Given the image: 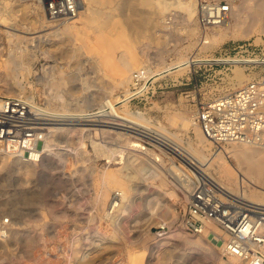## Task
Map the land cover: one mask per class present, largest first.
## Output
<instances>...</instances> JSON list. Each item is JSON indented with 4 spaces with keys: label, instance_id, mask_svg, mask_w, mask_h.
I'll return each instance as SVG.
<instances>
[{
    "label": "rangeland",
    "instance_id": "1",
    "mask_svg": "<svg viewBox=\"0 0 264 264\" xmlns=\"http://www.w3.org/2000/svg\"><path fill=\"white\" fill-rule=\"evenodd\" d=\"M193 1L195 6L197 0ZM215 1L228 5L230 3L229 0ZM230 1L232 5L237 6L243 0ZM26 2L37 4L36 0ZM118 2L119 0H114L110 6L96 4L98 16L102 18L106 13L104 19L111 15L113 19L115 17L122 19V16L129 15L130 12L127 10L117 9L120 8L116 5ZM24 9L19 7V10L1 12L0 29L13 34L20 33L17 35L28 38L38 35L39 40L24 39L22 42L12 37L13 43L9 48L12 52L14 50L12 53L8 51L7 42L0 35V62L9 52L17 55L21 48L28 46L27 53L24 52L20 61L26 62L29 70L20 72L16 78H6L11 84L15 81L20 82L22 93L19 91V95H15L17 94L15 91V94L13 92L0 94V98L11 96L26 98L27 95H32L33 102L43 105L48 110L60 109L59 102L50 103L48 100V97L50 98L48 88L51 84H47V79L50 80V77L54 79L55 84L58 82L61 84L53 87L59 88L61 90L58 89L59 93L69 102L67 105L69 112H77L81 102L82 109H86L85 112L95 111L100 109L98 105L109 98H123L124 90L129 91L133 75L143 68L148 71L146 67H149L153 73L169 66L181 55L189 60L190 57L194 60L209 59L220 52L230 51L237 44L248 43L257 50L264 44V32L260 35L262 41L259 42L255 40V34L244 37L238 35L237 31L233 38H227L212 48H202L203 39L205 41L209 39L208 36L203 37L201 34L196 19L184 25L179 8L171 3L164 4L160 6L159 27L143 29L139 33V38V34L134 33L136 37L132 30L124 28L126 32L129 31L127 34L130 39L134 40L131 44L134 45L132 50L138 64L129 71L128 74L132 76L130 80L125 84H119L118 79L126 73L121 64L123 47L122 49L121 46L118 47L120 49L116 47L110 51L109 57L114 64L113 68L116 66L118 70L111 68L108 63H103L101 56L103 50L93 51V42L96 39L95 35L98 36V30L96 31L95 23L85 20L90 13H87L84 22L76 23L79 32L73 38L58 31L50 33L61 27V21H54L46 30L38 28L41 31L36 32L38 29H34V25L31 24L29 26V22L24 18L31 10ZM101 12L104 14L101 15ZM42 15L46 17L43 9ZM93 24L96 27H93ZM191 27L195 28L196 34L187 38L186 30ZM29 31L35 33L30 34ZM39 46L41 49L47 48L48 51L43 53ZM77 46H80L79 49H76ZM87 48H92V51ZM253 74L257 76L258 72L249 73L242 67H232L230 71L223 72L215 67L209 69L208 65L203 63H194L184 70L171 71L166 75L151 78L147 84L148 91L144 89L137 98L127 101V109L131 113L142 114L154 126H165L170 133L178 134L180 142L184 143L188 137L193 138L194 135L189 127L185 130L181 128L179 118H191L198 102L238 87L249 81L246 77ZM234 75L240 76L244 81L237 85ZM170 117L174 119L171 120ZM110 118L107 115L101 119L109 122ZM75 126L82 129L80 141L74 142L75 151H70L72 154L66 156L63 168L51 170L54 180L46 175L40 176L39 173L25 174L12 162L14 156H6L4 160H0V264H77V258L83 253L90 252V249H94L93 247L100 241L109 239L113 241L114 246L98 252L94 264H195L194 258H190L195 254L191 253L194 248L191 251L190 247L196 240L209 254L218 253L216 260L212 261L210 256V259L200 264L228 262V257L222 256L218 250L221 246V236L214 224L206 223L204 230L199 234H192L183 229L181 216L186 207L187 194L176 183V172L171 170L173 166L171 160L175 157L173 153L150 140L137 138L119 128ZM130 141L143 145L145 149H140L141 152L131 149V146L128 147ZM228 145L221 147L225 150ZM216 151L218 147L207 142L206 156ZM215 165L227 168L231 175L225 176L223 170L214 169ZM215 165L207 170L213 179L221 182L234 194L244 191L248 198L256 200L260 198L259 200L264 202V197L255 194V191L264 192V183L243 175L241 163L235 154L223 151ZM153 168L161 172L162 179L151 174ZM101 171L117 176L121 181L122 187L113 185L107 189L104 205L108 210L110 201L121 202L112 212L114 215L117 214L114 222L101 216L100 205L95 201ZM122 188L123 196L119 190ZM130 254L134 257L133 262L128 259Z\"/></svg>",
    "mask_w": 264,
    "mask_h": 264
},
{
    "label": "bare ground",
    "instance_id": "2",
    "mask_svg": "<svg viewBox=\"0 0 264 264\" xmlns=\"http://www.w3.org/2000/svg\"><path fill=\"white\" fill-rule=\"evenodd\" d=\"M36 1H37V4H36V2L35 3L34 2L27 3L26 0H21V1H18V0H14V1H12V0H10V1L0 0V13L3 11H6V10H10V11L15 10V9L19 10V7L23 8V9L26 8L28 10H31L29 14L27 13V15L24 12V14H25L24 18L27 19V21L29 22V26L31 24L32 26L34 25V27H33L34 29L35 28L36 29L42 28L41 30H46L49 28L50 24L53 23L54 21H52V20H50L47 17H44L42 15V9H43L42 7L43 6L41 5L40 0H36ZM113 1L114 0H78V14L76 15V17L73 19H70V20L61 21V27L50 31V33L54 34V32L56 33V31H58V32L64 34V36L66 35V36H70V37L72 36L73 37L75 35H78V32H79V30H78L79 27H78V25L76 26V23L84 22L85 20H90L92 23H95L97 28H98V29L96 28V31L98 30L99 34L97 33L98 36L95 35L96 39H94V42H93L94 43L93 51H95V50L98 51V49H99L101 52L103 50L101 56L103 57L102 60H103L104 64L108 63L109 66L111 68H113L114 64H113L112 60H110L111 57H109L111 54L110 51H113L116 47H117V49H120V48L122 49V47H123L124 55L121 56V59H122L121 64H122L123 69H125V72L127 74L124 73V71L122 69L124 76L122 78L119 77L120 79H118V81L116 78V81L119 84H122V83L125 84L132 77L131 74L130 75L128 74L129 71L133 70L134 67H136V65L138 64V60H137V58L134 55L133 50H132L133 49L132 47L134 45L132 46L131 42H133L134 40L132 41V39H130L127 32L132 30L133 31L132 34L137 33V35H138L140 32L143 31V29H149V28L154 29V27H157L158 25L160 26V21H159L160 20V6L164 5V4H170V3L173 4L174 6H176L177 8H179V10L181 12L182 22H184V25H186V23L191 22L195 18L194 15H195V10H196V3L194 6L193 0H156V1H154V0H119L118 4H116V5L120 8H117V9H123L125 11L127 10V12H130L129 15L126 14L125 16H122V19H120L121 17L118 19L115 16H114L115 19H113L112 15L110 17L108 16L107 18L105 17V19H104L103 17L106 15V13L104 14L103 12H101V15L103 13L104 16L102 17L103 19L100 18L101 16L100 17L98 16V14H99L98 9H97L98 6H96V4H99V5L106 4L107 6L108 5L110 6L113 4ZM229 2H230L229 3L230 11H229L228 17L226 18V20L222 24L211 28L210 30H208L205 33V35L208 36L207 38L209 40L203 41L202 48H208V47L212 48V46H214L215 44H217V43H219V42H221L227 38H230V37L233 38V36L237 35V34L235 35V33H238V32H239L238 35H241L244 37H248V36H251L252 34H255L256 35L255 40L259 41V42L262 41L260 35L264 32V0H243L242 2H240V4H237V6L232 5L230 0H229ZM135 7H137V8H135ZM112 11H115V10H112ZM87 13H90V15L88 16ZM110 13L111 12H109V14ZM86 15L88 17H86V19H85ZM119 15H121V14H119ZM0 17H2V16H0ZM133 17H136V18H133ZM96 26L94 25L93 27H96ZM125 27L128 28V30L129 29L130 30L126 32L124 29ZM22 28L23 27H21V29ZM24 28L26 29V27H24ZM185 29H186V27H185ZM41 30L38 29L36 32L41 31ZM30 31L28 33H30V34L35 33V32H30ZM148 32H149V30H148ZM17 34H20V33H17ZM17 34L16 33L13 34V32L10 33L8 30L0 29V35H1L2 39H5V41L7 42L8 49L11 47V44L13 43L12 37H14V39H18V40L20 39V41H22L24 39L25 40L29 39V40H33V41H36L37 39L39 40L38 35L28 38V37H24L22 35H17ZM53 34H52V36H53ZM194 34H196L194 27L188 28L186 30V37L187 38H191L192 36H195ZM143 35H145V34H143ZM143 35H141V36H143ZM134 36H136V35L134 34ZM139 37H140V34H139L138 38ZM148 37L150 38V36H148ZM154 37L156 39V36H154ZM150 40H152V39H150ZM0 44H1V42H0ZM145 44H146V42H145ZM7 47H6V49H7ZM59 47H61V46H59ZM79 47L80 46H77L76 49H79ZM118 47H120V48H118ZM27 48H28V46H24L23 48H21L17 55H12L11 54L12 50L7 49L8 51H11V52H9L8 55L6 56V58H4V60L0 62V94H10L12 92L15 94V91H16L17 94H15V95H19L18 94L19 91L22 90V86L20 85V82H18V81L13 82L14 81V79H13V81H12L13 84H11L8 82V80L6 78L7 77L16 78L17 77L16 75H19L20 72L29 71L28 66L25 65L26 62L24 63V62L20 61L22 56L24 55V52L26 51V53H27ZM29 48H31V47H29ZM38 48H40V46ZM38 48H35V49H37L36 51H39ZM46 49L40 48V50L43 53L48 51ZM87 49H90L89 51H92V48H87ZM13 52H14V50H13ZM26 53H25V55H27ZM121 53H122V51H121ZM178 57L179 58H177L176 61L170 63L169 66H167V67H163L161 70H157V71H154L152 73L151 69H149V67H146L148 69V71L143 68L139 72L144 73L145 76L148 78L154 79V78H156L154 76H162V75H166L167 73H169L171 71L184 70V69L188 68V66H191L194 63H207L211 60V58H209V59L208 58L207 59L202 58V59H197V60H194V59L191 60V57L189 60L187 57H184L182 55L178 56ZM2 59H3V57H2ZM17 59H19V60H17ZM26 61H27V59H26ZM115 68H116V66H115ZM115 68H113V69H115ZM116 70H118V67L116 68ZM119 70H120L119 72L121 74L122 73L121 67L119 68ZM115 72H117V71H115ZM122 75L123 74H121V76ZM255 76L256 75L253 74L250 77H246V79L251 80ZM234 77H235V79H234L235 83L237 85L241 84L244 81V79L241 78L240 76L234 75ZM48 83H49V85L51 84V87L48 88L49 93H50L49 94L50 98L48 97L49 102L52 103L53 101H57L60 103V109L59 110L49 108L50 109L49 111L55 115L63 117L62 122H59L56 125H53V126L48 128L46 136L44 137V140H43L40 148L38 149V151L40 150L39 154L35 153L34 155H31V158H25L24 156H20V155L14 156V157H12V162L16 166L20 167V169H22L25 174L39 173L40 176L46 175L49 177V179L54 180L53 174L50 173L51 170L62 169L66 163V156L72 154V152L70 153V151H75V147H74L75 143L74 142L80 141L82 129L76 128L75 125H90V124L83 123V122L82 123L74 122V121H76L77 116H79L81 114L83 115L85 113L86 109H82V102L80 103V105H79L80 107H79L77 112H69V109L67 108V105L69 104V102L65 101L62 94L59 93V90H60L59 88H58L59 90L54 88L55 87L54 85H57L59 82L57 84H55L54 79L52 77H50V80L47 79V84ZM62 83H64V81H62ZM115 84H116V82H115ZM21 93H22V91H21ZM128 94L129 93H128L127 89H125L124 94H123V98H119V97H116L115 99L109 98L105 102L103 101V103L100 106L98 105V107H100V109L98 108L99 113L95 114V115H89V116H91V117L92 116H98V115L101 116L100 118H96V120H95V121L98 120V122L99 121L101 122V123L97 124L98 126H105V127H109L112 129H117V128L122 129L124 131H127V133H130V134L137 136L138 138L140 137V138H145V139H149V140L153 141L158 146H161L164 149L170 151L171 153H173V155H175L177 157L182 156L184 158L190 159L198 167V170L203 171L206 174H208L207 170L210 167H212V165L214 167V165L217 164V161L220 160L223 151L233 153L236 155V157H238V160L241 163L243 175L250 177L251 180L255 181V179L256 180L258 179L259 181L261 180L264 183V148H260V147H256V146H252V145H247V144L232 143V144H229L228 147L225 148V150L221 146H217L218 151H216V153H213L209 156H206V153H205L206 144H207V142H210V141H208L202 135L199 128L193 124L192 118H188V119H186L185 117L179 118L180 123H181V128L183 127V129L185 130L189 127L191 129V131L193 132V135H194L193 138L188 137V140L186 142L181 143L180 139L178 138V134H175L172 132L170 133L166 129L165 126H163V125L154 126L142 114H139L137 112L136 113L129 112L127 109V101L129 102V98H128L129 95ZM26 99L30 102L33 101L32 95H27ZM72 100H74V99H72ZM50 103H48V104L50 105ZM82 111H84V112H82ZM107 115L109 117H111L109 119L110 121L109 122L102 121L101 118H103V116H107ZM170 119L173 120L174 118L170 117ZM175 119H176V117H175ZM105 123H107V124L105 125ZM118 135H120V134H118ZM128 136H129V134H128ZM60 143H64V145H61ZM236 144H238V145H236ZM128 147H130L131 149L133 148L134 150H136L138 152H141L140 149H145V148H142L140 145H138L136 142H131V144ZM146 152L147 151H145V153ZM133 153H137V152H133ZM76 154H74V155H76ZM134 155H136V154H134ZM6 156H9V155H5L4 153H2L0 151V160H4L6 158ZM108 157H110V156H108ZM156 166H158V165H156ZM215 168L219 171L223 170L225 173V176L231 175V172L227 168L219 167L218 165L217 166L215 165L214 169ZM171 170L176 171V168L171 166ZM151 174L153 176H158V177L162 176L161 172L157 168L151 169ZM208 175H210V174H208ZM99 176H101V178H100L101 181H100V183L98 185V189L95 193V201L100 205L99 207H100L101 212H102L101 216H103V218L105 220L114 222L117 214L114 215V214H112V212H113V210L115 211L114 208L116 206L118 208V204L121 202L116 203L114 201H110V203H108L109 207L107 206L108 210H106V208H104V205L106 204L107 189L113 185H120L121 181L119 180V178H117V176L108 175L102 171H101V175H99ZM106 177L108 178L107 180L105 179ZM211 177H213V176H211ZM161 179H162V177H161ZM214 180H215V178H214ZM215 181L222 188L227 190L228 192H230V193L233 192V191H230V189L228 190L227 187L224 186L218 180H215ZM160 186H162V185H160ZM120 187H122V186L120 185ZM185 189L189 190V187L186 186ZM119 190L122 191V192L121 191L120 192H121V196H123V188L119 189ZM124 192H126V191H124ZM240 192L241 193H235V194L242 195V197L244 199H246L250 202L256 203V201H257L256 204L264 205V202L259 200L260 198L258 200L251 199V198L247 197V195L245 194L244 191H240ZM232 194H234V193H232ZM255 194H259L262 197H264V192L255 191ZM124 196H126V195H124ZM258 202H260V203H258ZM117 208H116V210H117ZM120 209H122V208H120ZM208 224H210V223H208ZM208 227H210V226H208ZM220 236H221V240H222L224 237H223V235H221V233H220ZM95 245H96V243H95ZM113 246H114V243L111 239H109L107 241L105 240L103 242L100 241L95 247H93L94 249H92V250L90 249V252L89 251L87 253L85 252L80 257L77 256L78 258H77L76 263L77 264H94L96 262V258H97L96 256H97L98 252H101V251L106 250V249L113 247ZM190 249H191V251H192V249L194 250L191 253H195V254H193L192 257H190V258H194L193 263H195V264H200L201 262L205 261L206 259H210L209 258L210 256L212 257V259H211L212 261L216 260V255L218 254V253L214 254L211 252H210L211 254H209V252L206 249H204V247L200 243H198V240L193 242V245L190 247ZM218 250L221 252V246L219 247ZM21 253H22V251H21ZM19 257H21V256H19ZM128 259L132 262L134 261V257L131 254H130ZM224 264H241V262L234 257H228V262H226Z\"/></svg>",
    "mask_w": 264,
    "mask_h": 264
},
{
    "label": "built area",
    "instance_id": "3",
    "mask_svg": "<svg viewBox=\"0 0 264 264\" xmlns=\"http://www.w3.org/2000/svg\"><path fill=\"white\" fill-rule=\"evenodd\" d=\"M40 2L45 16L52 21L70 20L78 14V0ZM229 11L230 6L225 2L198 0L195 19L203 37L208 30L222 24ZM203 64L223 72L242 67L258 74L234 89L198 102L191 116L193 124L215 146L239 143L264 148V44L258 50L248 43L237 44ZM150 79L142 72L134 74L129 100L137 98L144 89L147 92ZM98 113V110L87 111L74 122L98 126L101 122L95 120L101 116H89ZM62 119L22 96L0 98V151L25 158L39 154L48 128ZM171 161L176 168V183L187 194L181 216L183 229L199 234L205 223H212L224 237L222 256L234 257L241 264H264V205L228 192L210 175L198 170L190 159L175 156Z\"/></svg>",
    "mask_w": 264,
    "mask_h": 264
}]
</instances>
